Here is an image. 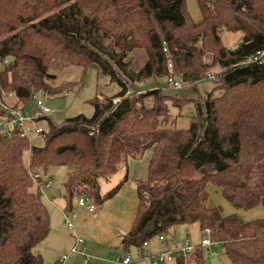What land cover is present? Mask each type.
<instances>
[{
  "label": "trees",
  "instance_id": "1",
  "mask_svg": "<svg viewBox=\"0 0 264 264\" xmlns=\"http://www.w3.org/2000/svg\"><path fill=\"white\" fill-rule=\"evenodd\" d=\"M186 2L0 0V91L13 93L14 106L27 107L37 91L55 92L51 72L69 53L78 57L76 65L96 68L122 87L113 97L95 99L92 117H70L59 126L51 116L39 118L50 129L43 146H33L19 130L9 138L0 133V264H43L35 250L52 226L39 185L44 178L37 186L32 174L48 177L69 167L64 211L73 213L80 197L98 209L127 182L130 161L147 153V178L136 182L134 224L121 235L124 254L144 258L147 242L198 223L212 230L232 264H264V218L246 222L208 204L212 182L237 211L264 208V62L251 60L264 50V0H197L198 21ZM222 31L243 38L229 48ZM135 50L147 55L137 72L129 68ZM169 60L184 83L208 78L216 84L197 101L187 129L175 126L162 88L134 89L119 105L113 102L134 82L169 76ZM214 67L219 71L209 78ZM3 116L0 107V125ZM120 171L125 179L102 194L103 182ZM206 252L198 246L193 264H205ZM170 264L189 263L181 257Z\"/></svg>",
  "mask_w": 264,
  "mask_h": 264
},
{
  "label": "rangeland",
  "instance_id": "2",
  "mask_svg": "<svg viewBox=\"0 0 264 264\" xmlns=\"http://www.w3.org/2000/svg\"><path fill=\"white\" fill-rule=\"evenodd\" d=\"M186 3L192 18L199 20L200 12L197 7V0H187ZM220 36H222L224 44L229 48H234L243 38L241 33H232L228 31H222ZM63 58V65H61L59 69H53L51 72V74H55L56 78L49 84L55 92L48 94L44 91H37V96L43 100L44 104L54 110L53 114L50 116L58 126L62 125L70 117H76L79 115L92 117L95 113L93 101L95 99H100L99 95L103 96L100 100H104L105 98L113 97L122 89L116 80L112 81L110 76L100 72L98 69L76 65L75 62H77L78 57L74 56L73 53H69ZM130 58L132 62L129 68L137 72L146 63L147 55H145L143 50H135L132 52ZM218 71V68L214 67L210 70L208 76H210V74H215ZM176 79L183 84L182 88L173 89L170 84H168L167 77L148 78L141 82H134V85L132 84L133 86L130 84L131 79H129L127 83L129 86L131 85L133 87L132 88L130 86L132 88V92L135 89L134 91H136L135 93L137 94H142L144 91L148 90H157L162 88L164 93L171 99L168 104L170 114L176 120L175 126L177 128L187 129L190 126L191 119L197 115V101L205 100L207 94L214 90L216 84L208 78H205L204 81L198 83L197 85H192L191 83L186 84L177 77ZM59 89L61 92L56 93L59 92ZM132 95L134 94L132 93ZM215 95H218V92H215ZM6 101L11 105L16 103L14 95L8 97ZM145 101L150 105L153 103V99L151 97H148ZM21 106L23 107L24 105ZM27 109L29 111V117H33L35 112L33 100L27 105ZM41 124L44 125L46 134L49 133L50 129L47 126V123L44 121L41 122ZM36 125L37 124L33 125V123L28 124V136L32 145L39 147L45 144L46 134L38 135L32 131V127ZM30 158L31 152L28 151L25 158L27 165L29 164ZM67 172H70L69 167L60 166L57 167L51 174V177L55 182L51 189L52 191L53 189L56 190L55 194H53L56 199L63 196L62 193L64 191V184L67 181ZM42 178H46V176L42 174L41 179ZM46 181H49V179ZM113 182L115 185L110 187L106 182H103L102 192L108 193L112 187H116L118 184L117 178H114ZM36 185L38 186L37 182ZM36 185L32 188L33 191L37 189ZM40 186L41 190L44 187L46 188L47 185L46 183L41 182ZM208 190L210 191L211 196L208 202L210 206L220 207L222 214L225 216L227 214H232V212H237L236 209L224 198L221 190L218 189L212 182L209 183ZM50 192L51 191H49V189L46 191L48 195ZM46 198V196H43V200L47 205ZM238 214L246 222H251L259 218H264V208H262V206H258L253 210L238 211ZM173 231V237L171 238L180 246L185 244L187 240L190 241V244L193 247L199 246L202 240L206 237L204 231L200 229L198 223L180 225V227H177ZM213 250H216L218 254L216 256L209 257V252H206L205 264H232L221 248H214ZM132 255L134 258H138L139 256L134 253H132ZM109 262H112L111 259ZM142 264L147 263L143 262Z\"/></svg>",
  "mask_w": 264,
  "mask_h": 264
},
{
  "label": "crops",
  "instance_id": "3",
  "mask_svg": "<svg viewBox=\"0 0 264 264\" xmlns=\"http://www.w3.org/2000/svg\"><path fill=\"white\" fill-rule=\"evenodd\" d=\"M102 97V95H99L100 99ZM149 160L150 153H147L142 159H132L129 164L127 182L124 183L113 198L105 201L103 206L95 211L96 213L87 210L85 207H80L77 202L74 204L73 210L77 212L74 224L75 232L85 240L82 246L84 254L74 253L69 255V259L63 264H85L88 258L86 256H91L94 264H116L109 262V260L114 255L124 254L121 246V235L129 232L134 224L133 222L138 210L136 182L139 179L147 178ZM51 174L47 175L49 177L43 179V182L47 186L46 188H42V195L47 197V207L50 211V225L52 229L48 237L35 250L37 254L43 257V264H58L62 258L61 256L69 254L75 243L72 237L73 234L66 223L67 212L64 210L67 202L64 197V191L62 193L63 196L60 195V198L56 199L53 196L56 190L53 189L52 191L51 189L55 184ZM114 178H117L118 184L121 183L125 179L124 172L120 171L111 181L106 182L109 187L115 185L113 182ZM47 179H51L52 183L48 184ZM113 188L115 186L110 191ZM48 189L51 191L49 195L46 193ZM102 194H106V192H102ZM235 213L238 214V211ZM232 214L234 213L232 212ZM166 248L167 243H163L157 239L152 240L145 249V256L165 251ZM134 262L135 264H142L143 262L149 264L148 260L140 255L138 258H134Z\"/></svg>",
  "mask_w": 264,
  "mask_h": 264
},
{
  "label": "built area",
  "instance_id": "4",
  "mask_svg": "<svg viewBox=\"0 0 264 264\" xmlns=\"http://www.w3.org/2000/svg\"><path fill=\"white\" fill-rule=\"evenodd\" d=\"M164 52L167 53L166 48H164ZM169 58V56H168ZM252 61H257L259 63L264 62V50L257 52V54L251 59ZM168 69L170 70V75L167 76V82L170 84V86L173 89H180L183 87V84L176 79V77L173 74V67L172 63L169 60L168 61ZM215 74H210L209 78H214ZM13 96V93L6 92V91H0V107L4 111V116L1 119V127H0V133L4 135L5 137L9 138L14 134L16 130H19L21 132V136H28V124L33 123L37 124L36 126L32 127V131H34L36 134H43L45 132V127L43 124L38 123V119L45 116H50L53 114L54 110L50 109L47 105L44 104L43 100L39 98L38 96H33V101L35 105V112L33 114V117H29V111L26 106H14L9 103H7V98ZM132 96V91L129 89L127 93L123 97H116L114 98L113 102L114 105H119L122 100L125 98H129ZM93 134V133H92ZM29 137V136H28ZM32 178L39 183V180L41 178V175L36 173L32 174ZM52 182L49 181L48 184H51ZM40 185V184H39ZM42 193V189H41ZM77 204L80 207H85L87 210H90L91 212H95L96 206L95 204L89 200V198L86 197H80L77 200ZM77 218V212L73 211V213H67L66 223L69 228V230L72 232V237L75 241L74 246L70 250L69 254L61 256L60 262L63 264L65 261L69 259V255H72L74 253H83V244L85 240L78 235L75 232V219ZM212 230L206 229L204 231L205 238L202 240L200 247L204 248L207 252H209V257L216 256L218 252L216 250H213L214 248H220V243L218 241H215L212 239L211 235ZM159 241L163 243H167L168 248L165 251L158 252L157 254H151L149 256H145L144 259H147L149 264H170L173 263L176 259H179L181 257H184L186 260V263L193 264L194 262L190 259V255L196 253V249L198 246L193 247L190 244V241L187 240L185 244L179 245L177 242H174L172 238L159 236ZM150 242H147L145 245L148 246ZM86 256V255H85ZM87 261L85 264H94L92 261V257L86 256ZM111 261L116 264H135L134 258L132 255L129 254H120V255H114L111 258Z\"/></svg>",
  "mask_w": 264,
  "mask_h": 264
}]
</instances>
